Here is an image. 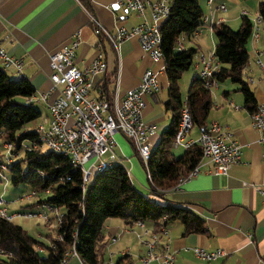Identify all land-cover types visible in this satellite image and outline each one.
<instances>
[{"label": "crops", "instance_id": "0c3cea01", "mask_svg": "<svg viewBox=\"0 0 264 264\" xmlns=\"http://www.w3.org/2000/svg\"><path fill=\"white\" fill-rule=\"evenodd\" d=\"M199 1L208 22L196 33L192 40L193 46H187V41L183 42L186 49L194 47L199 50L191 67L193 71L188 76L191 82L203 70L204 60L209 61L211 55H214L216 38L213 26L219 23L229 26L240 24L244 14L254 22L258 6L264 0H213L210 4L209 0ZM222 5L225 10L220 9ZM145 20L151 21L148 10L145 18H142L117 5L116 0H88L86 6L80 0H0V44L7 54L22 63L21 76L29 79L35 88L36 102H40L44 108L38 122L49 116V105L57 96L51 90L50 55L70 46L77 34L79 44L75 51V66L78 69H86L98 55H102L107 63L106 73L96 79L95 86L112 79L116 68L114 80L107 85L111 100H121L129 89L137 87L146 70H158L160 64L155 63L142 50L136 37L124 40L115 49L101 30L116 34L122 28H135ZM257 28L258 38L252 35L246 46L249 63L243 71V78L253 91L258 106L264 103V22H260ZM213 63L216 64L215 61ZM7 72L13 78L19 77L14 66L9 67ZM159 84L158 91L144 97L143 120L155 128V134L149 140L152 148L156 147L162 132L171 121L170 113L164 107L168 98L165 73L159 75ZM49 92L46 102L38 100L42 94ZM91 93L98 96L95 87ZM211 94L213 106L207 118V128L213 123L221 125L223 131L240 146V162L233 165L226 175H217L213 172V165L203 160L199 174L192 179L164 191H153L150 186L149 192L145 194L159 203H179L205 221V235L184 236L182 225L177 227V234L174 235L171 234V226L177 222L169 226L170 248L176 264H264V145L259 133L251 125L250 113L244 108V95L237 84L226 79L212 86ZM186 97L187 94L183 101ZM117 133L136 150L130 139L121 132ZM201 133V130L197 135L189 132L186 139L195 140ZM121 136L114 137L124 149ZM116 145L110 159L122 162L121 159L116 160ZM174 150L182 151L184 148L173 146L175 155ZM131 170L140 181L138 166L134 161L131 162ZM33 211L48 214L43 208H35ZM104 229L109 234L108 239L105 237V250L108 245H112L111 239L116 233L119 240L133 233L134 237L130 239L132 242L121 248L124 250L118 252V257H123V253L129 251L127 255L130 256V263L141 264L139 257L146 254L147 248L145 239L138 238L142 229L136 223L125 225L119 219L109 220ZM132 244L131 248H127ZM194 248L220 250L225 255L204 262L196 258ZM132 251L134 256L138 253V259L133 260ZM124 263L129 262L123 260L121 264Z\"/></svg>", "mask_w": 264, "mask_h": 264}, {"label": "trees", "instance_id": "16d2710c", "mask_svg": "<svg viewBox=\"0 0 264 264\" xmlns=\"http://www.w3.org/2000/svg\"><path fill=\"white\" fill-rule=\"evenodd\" d=\"M80 2L86 6L88 0ZM257 13L264 22V1L260 2ZM204 17L199 0H173L170 14L159 25L163 39L162 63L168 81V98L164 107L170 113L171 121L156 147L152 148L148 166H144L150 177L149 184L156 192L177 186L197 167L203 156L198 144L184 149L180 156L174 155L172 145L184 107L191 115L193 127L202 133L207 130V118L213 106L211 87L207 86L206 80L196 77L184 101L180 91V80L192 67L199 50L177 48L181 39H194L204 26ZM213 33L216 38L214 59L220 68L209 81L217 84L230 79L237 84L244 95V108L251 114L257 104L253 91L243 78V71L249 63L246 46L253 33V22L248 15H242L237 30L219 23L213 26ZM113 73L114 80L116 68ZM112 79L95 86L99 97L112 99L107 87ZM35 95L29 79L23 76L13 78L0 67V140L3 147L10 145L5 154L0 151V182L7 174L12 186L22 185L28 193L35 192L34 202L26 209L43 208L58 212L61 221L57 227L56 217L51 216L45 223L47 227L55 223L56 231L53 232L57 235V239L50 236V244L45 245L23 227L0 218V264H61L73 247L85 264H105L104 225L114 218L125 225L143 222L154 233H161L164 227L169 228L174 222L183 226L184 236L207 233L204 219L191 209L171 201L159 203L140 192L120 161H113L85 183L80 165L51 150L43 152L39 135L30 127L42 116L35 102L30 101ZM38 247L43 248L42 253L37 251ZM123 260L130 263V256L120 257L116 264Z\"/></svg>", "mask_w": 264, "mask_h": 264}, {"label": "built area", "instance_id": "2783aa9c", "mask_svg": "<svg viewBox=\"0 0 264 264\" xmlns=\"http://www.w3.org/2000/svg\"><path fill=\"white\" fill-rule=\"evenodd\" d=\"M212 1L209 0V4ZM172 2L173 0L155 2L150 0H116L117 5L125 7L142 18H145L148 10L151 21L145 20L130 30L122 28L116 34L101 29L104 35L115 49H118L124 40L136 37L142 50L155 63L160 64L158 70H146L139 85L129 89L121 100H110L106 96L95 97L92 95L96 79L107 71V63L102 55H98L86 69H78L75 66V51L79 44L78 34L70 46H65L50 55L51 90L56 92L57 96L49 105V116L36 123L32 129L39 135L41 147L46 146L55 153L67 156L73 163L82 167L85 183L94 173L101 171L113 162L110 157L114 154L116 145L114 134L116 132H121L132 141L142 163L145 167L148 166L152 152L149 140L155 134V128L143 120L144 97L159 90V75L165 73L162 63L163 39L159 25L170 14ZM220 9L225 10V6H220ZM91 19L95 20L93 17ZM203 21L206 24L208 19L204 17ZM260 22L257 15L253 22L252 35L255 38H258L256 31ZM183 42V39L178 42V50L186 49ZM211 57L209 61L204 60V68L197 76L206 80L208 87L216 85L214 82L210 83L209 80L220 68L213 54ZM214 61L216 64L213 63ZM259 64L262 66L260 61ZM11 66L16 67L19 76H21L22 63L7 54L0 44V67L3 70H8ZM49 94L50 92L42 94L38 100L46 102ZM30 101L36 102L37 99L34 96ZM250 118L252 127L259 133L260 141L264 145V103L257 106V109L250 114ZM192 128L191 115L184 107L173 146L187 149L198 144L202 148L203 156L197 167L178 184L198 175L203 160H207L213 165V172L217 175H226L233 165L240 162V146L228 133L223 131L221 125L213 123L205 132L201 133L197 140H187L186 137ZM35 149L39 148L35 147ZM35 195V192H30L24 198L32 200ZM53 213L57 219L58 227L61 215L58 212ZM19 215L24 217L39 216L46 223L51 218L45 212L21 213ZM14 217L15 215L9 214L6 202L0 198V218L12 220ZM135 223L142 229L138 238L145 239L144 244L147 248L146 254L139 257L141 264H176L175 255L170 248L169 229L164 227L161 233H154L143 222ZM163 239L166 240L163 241ZM117 241V237L111 239V243ZM37 251L42 253L43 248L38 247ZM193 252L196 258L204 262L225 255L220 250L206 251L202 248H194ZM123 254L127 255L129 251H125ZM72 259H79L80 264H85L78 258L74 247L65 254L61 264H69Z\"/></svg>", "mask_w": 264, "mask_h": 264}, {"label": "rangeland", "instance_id": "374dc122", "mask_svg": "<svg viewBox=\"0 0 264 264\" xmlns=\"http://www.w3.org/2000/svg\"><path fill=\"white\" fill-rule=\"evenodd\" d=\"M252 15H253V13H252ZM230 26L232 27L233 30H237L239 28L240 24L236 23V24L230 25ZM191 42L187 41L185 43L187 46H190V45L193 46L194 43L193 42L191 43ZM205 45L207 48L209 47L208 44H205ZM192 71H193L192 68L189 69L188 71H186L180 80V91L182 93L183 99L186 96L187 91H188L189 86H190L191 80L188 79V76L192 73ZM163 93L166 94V90H164ZM35 106L38 109L42 110V112L44 111V108L40 104V102H35ZM38 121H39V119L36 120L35 122H33L30 125V127L34 128L36 123H38ZM190 132H191V134L197 135L199 133V129L197 127H193V129ZM115 135L117 138L119 136H121L120 133H117ZM114 139H115V137H114ZM197 139H195V140H197ZM120 140L124 144V149H122L120 147V144L117 143V140L115 139V142L117 144L116 145V160H120V159L122 160V163L127 168L128 172L130 174V177H131L133 183L135 184V186L138 188V190L144 194L148 193L150 190V184L148 181V176H147L146 170L144 168V165L142 164V162H141V160L137 154V151L122 136H121ZM8 150H10V145H5L3 147L2 142L0 140V151L3 154H5L6 152H8ZM42 151L48 152L49 149H48V147L43 146ZM174 151H175L176 156H180L177 154L184 152V150H182V151L179 150L180 152L176 151V150H174ZM132 161L136 162V165L138 166V175H139L138 178L140 179V181L137 179V176L132 173V170H131V162ZM27 193H28V189L22 185L17 186V187L12 186L7 174H6V177L3 179V181L0 182V198H2L7 203L6 208H7L8 212H10L11 215L17 214L14 217L12 222L23 227V229H25L30 236H32L33 238H35L39 242H42L45 245H49L51 242L50 236L52 238L57 239V235L54 234V232L56 231L55 223L52 226L47 227L45 224L46 222L42 217H39V216L24 217V216L18 214L20 211H28V212L32 211L33 212V210H34V209H30V208H27V209L25 208L31 201H33V200H28V199L24 198ZM45 210L48 212V214L55 215L53 212H50L49 209H45ZM109 220L116 221L118 219L114 218V219H109ZM109 220L105 223V225H104L105 227L108 226ZM177 227H182V226L178 222L175 223L174 226H171V229H172L171 234H174V235L177 234ZM50 228H52V229H50ZM53 230H54V232H53ZM104 236L107 239L109 238V234L107 233V229H104ZM117 236H118V233H116L113 237H117ZM132 237H134L133 233L130 234L129 236L126 235L123 239H120V240L118 237L117 243H114V244L112 243V245L111 244L108 245V247L106 248L105 253H104L105 264H116V262L120 258V257H118V255H120V253H118V252H121L122 250H124L121 248H123V246L125 244L128 245L129 242H132V240H130V239H132ZM131 246H133V244L129 245L127 248H131ZM131 255L134 256L133 251L131 252ZM136 258L138 259V253H136V256H134L133 260L134 259L136 260ZM69 264H80V261H79V259H72Z\"/></svg>", "mask_w": 264, "mask_h": 264}, {"label": "bare ground", "instance_id": "6f19581e", "mask_svg": "<svg viewBox=\"0 0 264 264\" xmlns=\"http://www.w3.org/2000/svg\"><path fill=\"white\" fill-rule=\"evenodd\" d=\"M7 204V203H6ZM7 206V205H6ZM9 214H10V212H9ZM18 214H21L20 212L18 213ZM11 215V214H10ZM15 216L17 215V214H14ZM14 219V218H13ZM13 219L12 220H10V221H13Z\"/></svg>", "mask_w": 264, "mask_h": 264}]
</instances>
